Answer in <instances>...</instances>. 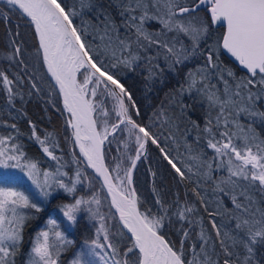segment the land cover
Segmentation results:
<instances>
[{
    "label": "snow or ice",
    "instance_id": "snow-or-ice-1",
    "mask_svg": "<svg viewBox=\"0 0 264 264\" xmlns=\"http://www.w3.org/2000/svg\"><path fill=\"white\" fill-rule=\"evenodd\" d=\"M5 2L34 28L37 58H42L41 68L46 69L41 79L54 81L50 87L58 88L63 97L65 125L72 130L69 142L79 148V154L71 153L76 168L70 176L69 171L62 170L63 157L55 154L59 145H50L47 137L41 139L31 120L28 121L31 138L56 162L55 171L41 169L29 158L23 144L17 142L18 136L0 135V264H20L18 258L22 255L26 230L39 220L43 202L59 190L71 197V202L61 201L56 205L66 225L76 226L78 216L85 214L93 222L94 232L75 250L74 240L61 230L57 219L47 218L31 238L22 264H65L62 253L69 251L70 246L74 249L73 258L66 264H264V208L258 206L249 191L255 187L264 196V139L252 123L245 126L240 122L242 114L264 120V111L256 110L257 102L264 98V0H113L120 9V23L96 0H78L79 11L76 3L69 6L64 0ZM205 5H208L207 16L197 18L194 14ZM85 10L95 15L88 20L80 19L77 24ZM0 15L5 22L9 20L7 12ZM148 20L158 22L160 29L150 32L145 26ZM218 23L225 30L212 43H207L211 26ZM122 29L126 32L123 36ZM170 34L174 35L169 39ZM181 35L189 43L180 39ZM12 43L15 47L9 59L19 58L18 67L23 66L22 71H27L24 50L15 39ZM133 46L145 52L155 48L167 70L174 73L193 58L203 59L202 64L188 69L178 88L166 93L169 105L178 103L180 117L186 118L197 133L192 143L185 141L187 151L193 153V143L198 145L203 139L214 152L210 158H206L203 149L190 155L195 168L179 156L174 157L171 149L162 143V139L175 143L179 132L177 119L163 105L154 111V116L163 117L168 125L167 136L152 131L157 126L155 121L144 124L134 118L141 112L132 92L122 82L120 71L121 68L135 71V62L141 57L133 51ZM221 49L234 57L251 78L236 79L233 70L220 62ZM155 59L151 55L146 57L148 81L163 76L164 69L153 63ZM14 79L23 83L22 73L10 79L6 70H0V85L9 102L19 95L12 87ZM36 79L30 77L31 87L40 91ZM218 84L223 85L222 91ZM193 92L198 98L194 102H207L203 128L188 114L193 105L185 104L182 99L185 93ZM177 96L181 97L179 101ZM109 99L110 109L105 107ZM10 127L16 129L15 124ZM236 129L242 134L240 145L235 142ZM121 132L128 133L119 141L122 150L118 146V155L109 160L105 144L110 145L113 142L110 137ZM149 145L158 149L180 182L186 187L192 185L190 192L194 199H188L187 194L184 199L179 195L167 199L154 187L156 211L140 210L142 205L132 187L133 173ZM214 168L226 169L228 175L217 179L212 175ZM86 169H92L95 175L89 177ZM149 172L155 177V172L151 169ZM92 180L102 181V188H106L107 196L103 200L100 189L87 197L76 195L77 185L90 188ZM25 181L36 190V199L23 190ZM209 182L214 185L213 195L218 200L219 194L230 197L233 210L225 207L223 213L209 211L210 201L205 196ZM244 183L247 187L242 188ZM109 197V212L104 213L101 208ZM221 205L222 200L218 208ZM198 208L208 214L210 230L203 225ZM116 214L118 235L124 238V230L130 234L123 246L110 231L109 222ZM222 215L234 220V226L217 223V217ZM177 224L179 227H175ZM194 225L200 226L197 240H191ZM169 226L181 234L178 247L166 238L163 230Z\"/></svg>",
    "mask_w": 264,
    "mask_h": 264
},
{
    "label": "trees",
    "instance_id": "trees-1",
    "mask_svg": "<svg viewBox=\"0 0 264 264\" xmlns=\"http://www.w3.org/2000/svg\"><path fill=\"white\" fill-rule=\"evenodd\" d=\"M64 2L69 6H71L73 3H76L77 10H80V4L78 0H64ZM85 2H87V0H85ZM96 2L103 5L106 12L110 14L117 21V23H120V9L115 6L113 0H96ZM4 12L9 14V20L5 22L2 18V15H0V70H6L10 79L22 73L23 83L14 79L12 87L15 92L19 93V95H16L11 102H9L8 96L3 86L0 85V135L13 134L18 136L17 142L23 144L24 150L26 151L29 158L34 159L41 169L55 171L57 166L56 162L47 157L46 154H44L40 149L39 144L33 138H31V128L28 123V121L31 120L32 123L35 124L41 139H45L47 137L50 145H59V147L55 149V154L57 156L63 157L61 163L64 164L65 167L62 170L69 171V175L71 176L74 174L76 168V165L71 162V153L75 152L77 154V152L74 145L69 142L72 139L71 130L70 128H66L65 114L62 110L55 89L50 87L49 80L41 79V77L45 76V73L41 68L40 59L38 60L37 58L36 42L31 25L26 18H23L18 12L8 6L4 0H0V14ZM94 15V12L85 10L83 17L78 18L76 23L79 24L80 19L88 20ZM194 15L197 18H204L207 16L203 9H200L199 12L195 13ZM145 26L150 32H156L160 29L158 22L153 20H148ZM89 30L91 31V29ZM221 33V25H212L211 38L207 41V43H212L217 36L221 35ZM125 34V30L122 29L121 35L123 36ZM171 35L174 34H170L169 39L171 38ZM14 39L16 43L19 44L24 50V59L27 61V71H22L23 66L18 67L17 61L19 58L9 59V54L15 47V45L12 43ZM89 39L91 40L92 37L90 36ZM180 39L184 40L186 44L189 43L187 37L181 35ZM96 40L97 42L99 41L98 36L96 37ZM203 46L204 44L201 45V47ZM133 51L138 52L139 56L141 57L135 62V71H129L125 68H121L120 71L122 73V82H124L132 92L141 112L140 116L134 115V118L138 121H142L144 124H149L150 121H155L157 126L153 127L152 131L156 133L163 132L164 135L167 136L168 125L164 123L163 117L157 119L156 116H154V111L158 110L159 107L163 105L169 115L174 116L177 119L179 126V132L176 133L175 143L170 140L164 141L162 139V143H165L167 147L171 149L172 155L174 157L179 156L185 161L192 163L194 168L196 167V163L189 159L190 155H194L203 149V152L206 154V158L213 157V150L207 148L206 141L203 139L198 145L193 143V153L190 154L187 151V149L184 147L185 141L192 143L195 140L197 133L196 131L192 130V126L188 123L186 118L180 117L179 104L177 103L173 106H170L169 99L166 97V93H169L170 89L179 87L180 83L184 79V74L188 71V69L196 68L197 65L203 63V59L201 57L193 58L192 60L186 62L183 66H179L178 73H174L167 70L162 55L157 56L155 48L148 49V51L145 52L143 50H137L135 46H133ZM148 55L156 57L153 63H158L161 68L164 69L163 76L155 78L153 81H148L145 79V77L148 75V72L146 71V57ZM220 62L233 70L236 79L251 78V76H248L244 72L240 71L221 53V51ZM30 77L37 78L35 82L38 84L40 91H37L31 87L32 81L30 80ZM161 79L163 80V83L160 82ZM256 79H260L259 75L256 77ZM212 82L217 83L216 80H213ZM218 87L222 91L223 85L218 84ZM29 93H31V95H29ZM176 99L179 101L181 97L177 96ZM182 99L185 104L193 105L191 109H188V114L192 117V119H196L200 123L201 128H203V116L208 111L207 102H194V100L198 99L195 92H193L191 95L185 93ZM105 107L109 109L112 107V102L110 99ZM256 110L264 111V98L257 102ZM216 111H218V109L212 111L213 116H215ZM134 112L135 110H133V113ZM240 122L245 126L249 123H252L260 138L264 139V120H261L258 117H248L242 114L240 116ZM11 124L16 125L15 130L10 127ZM160 125L163 126L161 127ZM173 129L175 130V126H173ZM236 131L238 132V137L235 138V142L240 145L242 140L239 137L242 134H239L238 129H236ZM49 133L51 136H48ZM127 135V132H121L116 134L114 137H110L113 142L110 145L107 143L105 144L109 160L118 155L116 151L118 146L122 150L123 146L122 144H119V141ZM133 152L131 154H133ZM215 162L216 161H214V163ZM177 163L178 166H180L179 161H177ZM149 169L156 173L155 177L151 175ZM86 172L89 177L94 176L89 169H86ZM212 175L215 178L220 179L226 177L228 173L226 169L216 170L214 168ZM64 179L67 181L68 177H65ZM191 186V184H188L186 187L185 183L180 182L179 177L175 174L174 170H172L167 162L161 158L158 149L152 145H149L145 155L142 156L141 160L137 162V167L133 173V188L136 189L140 200V205H142L140 206V210L142 212L146 208H152L153 212L156 211V209L153 207L155 199L153 195L154 187L160 192H163L167 199H172L176 195H179L180 199H184L185 195L187 194L188 199L192 200L194 197L190 192ZM243 187H247V184H242V188ZM22 188L25 190L26 194L30 195V197L33 199H36V190L31 186L30 183L25 181L22 185ZM77 188V196L87 197L90 196L92 192L100 189L102 200L103 197H106L102 187L96 180L91 181L90 188H82L81 185H77ZM213 188L214 185L211 182L207 183L205 196L210 201L209 211L219 210L223 213L225 207L233 210L234 206L231 204L230 197L228 195L219 194L218 200L213 195ZM249 191L250 194L255 196L258 206L264 208V203H260L261 201H264V196L258 192L257 188L253 187ZM237 198L242 199L239 196ZM221 200L223 201V205L218 208V203ZM61 201L71 202V197H68L67 194L63 193L62 190H59L53 193L46 201L43 202V211L39 220L31 223L25 232V238L21 250L22 255L18 258L20 264H22L24 259L23 253H27L31 246V238L35 235L36 229L43 225L47 218L57 219L61 230L65 232L68 238L74 240L75 250H79V246L83 243L84 238L94 232V228H92L93 222L88 221L85 214H80L78 216L79 222L76 226H67L63 220L62 214L56 207V205ZM101 211L104 213L109 212L107 201L104 202V206L101 208ZM233 214H235L234 211ZM198 215L203 217V225L205 226L206 230H210L211 226L208 222V214L204 212L202 208H198ZM217 223L224 224L231 228L234 226L235 221L230 220L228 215H222L217 217ZM109 226L110 231L115 235L116 240L120 241L121 246H123L127 242V235H125L124 238H121L118 235L119 227L116 217L114 220L109 222ZM175 227H179V225L177 224ZM184 227H188V225L185 224ZM163 231L166 234V238L169 239L173 244H176L178 247V241L181 234L177 233L172 226L166 227ZM199 232L200 226L194 225L191 230V240H197ZM73 250V247L70 246L69 251L62 253V259L65 261V264L67 261L73 258Z\"/></svg>",
    "mask_w": 264,
    "mask_h": 264
},
{
    "label": "water",
    "instance_id": "water-1",
    "mask_svg": "<svg viewBox=\"0 0 264 264\" xmlns=\"http://www.w3.org/2000/svg\"><path fill=\"white\" fill-rule=\"evenodd\" d=\"M207 7H208V5H205V6H202L200 9H203L204 11H205V13L207 14ZM29 22V21H28ZM30 24V23H29ZM217 25H221L222 26V33H223V31L225 30V26L223 25V24H216V25H213V26H217ZM31 28H32V32L34 33V28H33V26H31ZM221 33V34H222ZM35 42H36V45L38 44V41H36L35 40ZM221 51V53L230 61V62H232L239 70H241L242 72H244L246 75H251V74H249L248 72H247V70L246 69H244L243 68V66H240L239 65V63H238V61H235V58L234 57H232L229 53H227L226 52V50H223V49H221L220 50ZM40 62H41V65H42V58L40 59ZM44 70V73H46V69H43ZM49 80V82L51 83V84H54V81H50V78L48 79ZM55 92H56V94H57V96H58V99H59V102H60V105H61V107H62V110H63V97L62 96H60L59 95V90H58V88H55ZM64 112V111H63ZM66 113V112H65ZM71 130V129H70ZM71 138H72V130H71ZM75 147V150H76V152H77V154H79V148L78 147H76V146H74ZM133 155H134V153H133ZM90 171H91V173L93 174V175H95V173H94V171L92 170V169H89ZM99 184H100V186L102 187V181H100L99 182ZM132 187H133V185H132ZM102 190H103V192H104V194H105V196H107V190H106V188H102ZM107 201H108V204H110V197L107 199ZM112 212H115V209H112ZM116 220H117V223H118V225H119V220H118V214H116ZM122 227V226H121ZM124 232L127 234V235H130V234H128L127 233V231L126 230H124Z\"/></svg>",
    "mask_w": 264,
    "mask_h": 264
},
{
    "label": "bare ground",
    "instance_id": "bare-ground-1",
    "mask_svg": "<svg viewBox=\"0 0 264 264\" xmlns=\"http://www.w3.org/2000/svg\"><path fill=\"white\" fill-rule=\"evenodd\" d=\"M4 1H5V0H4ZM64 114H65V118H67V113L64 112Z\"/></svg>",
    "mask_w": 264,
    "mask_h": 264
},
{
    "label": "rangeland",
    "instance_id": "rangeland-1",
    "mask_svg": "<svg viewBox=\"0 0 264 264\" xmlns=\"http://www.w3.org/2000/svg\"><path fill=\"white\" fill-rule=\"evenodd\" d=\"M222 90H223V88H222Z\"/></svg>",
    "mask_w": 264,
    "mask_h": 264
}]
</instances>
